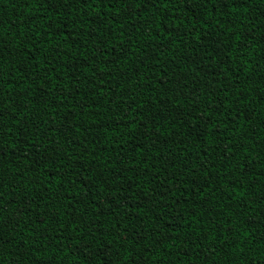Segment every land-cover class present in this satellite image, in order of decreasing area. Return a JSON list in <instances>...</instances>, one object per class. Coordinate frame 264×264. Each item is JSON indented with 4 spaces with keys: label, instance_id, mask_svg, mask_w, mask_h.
<instances>
[{
    "label": "trees",
    "instance_id": "16d2710c",
    "mask_svg": "<svg viewBox=\"0 0 264 264\" xmlns=\"http://www.w3.org/2000/svg\"><path fill=\"white\" fill-rule=\"evenodd\" d=\"M69 11L61 9L57 15L54 11L49 12L48 6L35 0L29 3L0 0V19L4 21L3 37L9 50L14 53L6 54L3 62L5 80L9 81L4 85L6 94L11 92L15 96L19 90L28 88L29 84L32 85L30 96L39 95L41 91L38 87L39 81L18 82L14 79L20 77L21 72L31 75L29 63L33 54L38 60L41 58L39 53H20L16 50L17 37L23 38V31L42 34L49 25L56 28L65 25L64 33L71 32L68 41L65 42L59 32L52 35L51 40V43L57 44L61 55L67 53L61 63L83 64L84 57L91 58L88 63L103 60L96 52L94 38L88 35L92 28L97 29L96 39L101 35L97 24L93 22L95 10H87L86 15H69ZM261 11H264V0L255 4L250 2L246 16L241 9L234 13V19H226L223 15L217 19L218 11L211 5L203 8L198 0H192L189 6L179 0L178 4L169 5L167 20L163 23L159 16L153 17L154 23H146L150 13L134 17L133 20L140 26L134 34L127 30L131 20H125L123 36L117 25L109 21L111 30L115 33L110 44H115L116 52H120L121 46L117 38L123 39L124 47L128 48L130 53L127 61L119 62V69H126L129 74L136 71L141 73L140 76L132 75L131 80L122 83L123 87L133 89L130 95L125 94L122 104L126 105L135 97L138 103H150L153 106V115H157L159 110L157 119H160L165 114L163 110L166 106L171 108L173 104H178L187 110L190 104L186 97L192 95L198 97L201 108L206 104L214 107L222 105L229 113L233 112L237 97H241L239 106L245 115L228 130H225V124L231 120V116H221L220 131L223 134L219 140L213 138L206 143H200L188 139L178 147L171 145L173 153H180V149L185 147L188 149L186 156L180 154L184 156V164H187L188 158L194 161V169L201 166V161H207L204 166L208 168L210 179L206 180L203 174H198L193 181L197 185H205L201 194L203 200L199 196L193 199L195 194L188 195L191 193L188 185L183 186L185 196L179 197V193L175 194L180 198L179 203H173L171 194L168 197L157 195L154 185L164 180L173 170L161 172L160 162L152 154L154 150L149 149L146 153L149 163L155 161L156 166L150 174H146L147 166L142 163L145 157L140 155L144 148L136 147L139 140H134V136L137 134H129L127 120L122 119L130 118L134 113L121 112L111 101L98 100L99 89L95 88L93 95L86 97L89 107L83 110V115L77 117L79 130L70 134L67 140L53 137L52 133H48L46 137L43 130L47 124L39 121L37 124L41 132L31 134L35 133L36 129L30 128V135L24 138L25 144L36 141L38 145L40 141L47 143L49 137L55 139L53 147L57 149L58 155L53 159L60 165L59 157H67V163L71 165L63 168L67 175L56 171L51 162L43 169L36 168L35 157L30 154L29 148L25 147L23 153L13 155L11 145L19 135L13 116L19 119L20 113L12 107V102L6 96L8 119L4 123L6 128H12V132L4 138L8 151L0 160V173H3L5 178L3 187L0 188L6 208L4 215H16L17 201L26 204L34 199L35 203L23 214L19 226L14 230L6 221L0 225L3 229L0 234H3L5 241H12L11 244L4 245L0 264H13L16 260H19L20 264H34L38 258L48 257L52 258L50 264H133L134 260L138 261V264H264V200L260 199L261 194H264V101L260 99L264 96V16L259 15ZM209 15L211 20L207 19ZM234 20L238 29L235 36L228 31ZM244 36H247V39H244ZM129 39H138L140 44L129 45ZM73 40H76V44L69 47ZM209 42L223 48V53H213L202 64L194 65L191 61L198 58L196 53L201 56L204 53L200 44L203 43L207 47ZM48 47L47 44L41 47L44 55H47ZM144 47L148 48L147 53L143 52ZM94 53L96 54L93 55ZM25 55L28 56V61H25ZM145 55L153 56L154 59L145 60L144 64L140 65V59ZM209 63L211 67L206 66ZM103 66L102 63L100 67ZM17 68H21V72H18ZM112 68L119 72L116 65H112ZM193 68L197 69L195 73H192ZM57 70L63 77L60 88L65 93L70 92L75 88L77 77L65 74L62 69ZM174 72L187 77V88L180 93L175 90ZM90 75V72H86L84 76L78 77L80 87L77 90L81 95L87 87L85 76ZM170 78L172 84L167 83ZM56 83L55 80L52 81L53 86ZM108 87L109 85H105L106 97L119 90L116 88L108 92ZM45 91L50 94V104L59 101L60 98L51 87ZM157 96L159 100L156 99ZM83 102L85 100L80 96L70 97L63 102V107L57 115H53L51 106L41 111L44 108L42 103L36 104L34 110L49 124L54 120V126L61 127L60 117L75 104ZM98 102L104 104V108L100 109L102 115L94 114L92 106ZM171 110L175 115L179 109ZM32 112L33 106L30 105L29 114ZM249 114L251 120L248 119ZM69 115L72 113L69 112ZM93 121L106 125L102 133H98V124H93ZM85 128L89 129L88 133L84 132ZM232 128L235 129V134ZM161 131L163 136H167L171 131L177 139L186 135L179 125L175 128L166 127L164 121H161ZM98 134L100 139L94 141L93 138ZM228 141H231L232 151L225 154L222 149L227 146ZM69 142H72L73 156L67 154ZM62 146L64 151H61ZM145 147H149L147 143ZM121 149L123 153L117 157V152ZM24 155H28L27 160L23 159ZM196 157H199V160ZM108 161H111V164H108ZM85 168H91L92 171L84 172ZM180 168L181 162L178 160V180L193 179L192 173L187 169L184 170L183 176H179ZM54 174L63 180L59 191L55 180L51 184L48 183V178ZM81 176L86 179H81ZM109 184L112 189H124L118 193L120 199H117L116 195L105 194ZM85 185L91 188V192H87ZM167 186L166 183L165 188ZM98 190L100 195H97ZM41 196L44 197L43 200L40 199ZM57 196L60 198L55 199ZM77 197L82 198L81 203H76ZM89 197H95L94 203ZM69 199L72 200L71 207L68 206ZM114 200L116 203H111ZM121 200L126 201L124 207L120 206ZM109 204L111 206H107ZM164 204H169L170 207L164 208ZM54 212L59 214L57 218L64 217L65 225L68 222V214L75 213L81 221V235L78 238L70 237V246L61 251L55 243V237L59 234L53 221L46 233L49 238L48 247L42 252L33 253L30 248L35 246V237L40 235L43 229L40 221L44 220L48 224L47 217H51ZM100 212H103V215H100ZM129 216L131 220L128 219ZM212 221H216L215 226ZM226 223L232 225L229 243L233 244V247L220 244ZM67 232H71V229H67ZM204 235L208 237L207 240L195 243ZM161 241L164 243L161 244ZM61 243L69 245V240H63ZM25 252L27 255L21 259Z\"/></svg>",
    "mask_w": 264,
    "mask_h": 264
},
{
    "label": "snow or ice",
    "instance_id": "6c2138e0",
    "mask_svg": "<svg viewBox=\"0 0 264 264\" xmlns=\"http://www.w3.org/2000/svg\"><path fill=\"white\" fill-rule=\"evenodd\" d=\"M16 2V0H13ZM22 3L33 2V0H20ZM35 2L40 3L41 5L48 6L49 12H55L57 15L60 14L61 9H68L69 15H73L75 13H81L86 15L87 10L93 9L95 10L96 16L94 23L97 24V28L101 35L98 39H96V28L90 29L88 35L92 36L94 47L96 52L99 53V56L103 58V60H95L93 63H88L87 61L91 59L90 57H84L85 63H76L72 62L69 64L68 62L61 63L63 61L64 55H67L65 52L61 55L60 50L57 47V44L51 43L52 35L56 32H59L64 41L67 42L71 37V32L64 33L65 25H60L59 28H56L54 25H49L47 29H45L44 33H33L28 31H23V38L17 37V45L16 50L20 53H25L31 51L32 53H39L41 58L38 60L37 56L33 54L31 56V61L29 63V71L31 75L25 74L21 72V68H17L18 72H21L20 77L14 78L17 79L18 82H23L24 80H32L33 82L39 81V89L41 90L39 95H29V91L32 88V85L29 84L28 88L19 90L18 94L13 96L11 92L5 93L4 85L9 82L5 80L4 70H3V62L5 59V55H13L14 53L9 50L8 44L4 40L3 37V25L4 21L0 19V160H2L8 149L5 146L4 138L9 136L12 132L11 127L5 126L4 121L8 119L6 115V105H5V97L12 102V107L16 109L20 113L19 119H16L13 116V122L16 127L19 135L16 137V141L12 143L13 155L16 156L24 152V148H29L30 154L35 157L34 164L36 168L43 169L45 165H48L51 162V165L56 169V171L61 172L62 175H67L66 172L63 171L65 166L71 167L67 163L66 156H60L59 159L61 161L60 165H57L54 156L58 155L57 149L53 147V144L56 143L55 139L51 137L48 138L47 143L40 141L39 145L36 141H32L30 144L24 143V138L30 135V128H35L36 132L31 134H39L41 129L37 124V121L40 123L47 124V127L43 130V134L47 137L48 133H52L53 137L68 139L69 135L72 134L75 130H79L80 126L76 122L77 117L83 115V110L89 107V104L86 101V97L93 95V89H99V94L97 99H105L106 101H111L113 105L120 109L121 112H133L134 115L130 118L122 117V119L127 120V125L129 126V134L136 133L134 136V140H139V143L136 145L137 148H144V151L140 153L141 156H144V160L142 163L146 165V174H150L153 167L156 166V162L153 161L149 163V157L146 153L149 149L154 150L152 153L156 160L160 162V171L168 172L169 169H172L173 172L165 177L164 180L159 181L158 184L154 185V191L157 192V195L160 197H168L171 194V198L173 203H179L180 198L186 195L183 191V186L188 185L191 189V193L188 195H193V199L195 196H199L201 200L204 199L203 193L205 185H197L193 181L195 176L198 174H203V177L207 180L210 179L208 175V168L204 165L207 161H201V166L198 169H194L192 164L194 161L191 158H188L187 164H184L183 159L184 156L187 155L188 149L182 148L180 149V153L184 154L182 156L180 153H173L171 145L179 146L184 144L186 140L192 139L194 141H199L200 143H206L207 140H212L215 138L219 140L221 135L223 134L220 131V120L221 116L228 117L231 116V120L225 124V130H228L230 126H235L236 121L240 119L241 116H244V110L239 106V100L241 97H237V103L233 108V112L229 113L223 106L214 107L210 104H206L203 108L200 107L199 99L196 95H192L190 97H186L189 100L190 107L185 110L184 107L173 104L171 108H178L179 110L173 115L171 108H164V115L157 119V115H159V110H157V115H153V106L149 104L138 103L136 98L133 97L131 101H129L126 105L122 104L125 94H131L133 89L125 88L122 86V83L125 81L131 80V76H140L141 73L139 71L133 72L129 74L126 69H119V62L127 61L129 56V49L124 47V40L119 39V44L121 46V51L116 52V45L110 44V41L115 36V33L111 30V24L117 25L118 30L121 33V36L124 35L125 31V20H131L132 23L128 27V32L135 33L137 29L140 27L133 20L134 17L143 16L144 13H150L149 19L146 23H154L155 20L153 17L159 16L161 17V23L167 20L166 13L168 12L169 5L178 4L179 0H35ZM258 3L259 0H198V3L203 8H208L209 5L213 9L218 11L217 19H219L220 15H223L226 19H234V13L243 9L245 16L247 15L249 4ZM185 5H191L192 0H183ZM103 6V8H101ZM110 13V15H109ZM259 15L264 16V11H261ZM28 19V18H26ZM208 20H211V16L207 17ZM238 19V18H235ZM109 21L111 24H109ZM75 22V21H74ZM107 25V27H104ZM15 27V25H12ZM228 31L232 35H236L238 29L235 27V20L232 25H229ZM52 34H49V33ZM106 33V35H105ZM172 33H169L171 36ZM187 35V34H186ZM182 41V37L180 38ZM207 37L205 36V40ZM244 39H247V36H244ZM237 40L240 41V37L237 36ZM242 42V41H241ZM195 43V41L193 42ZM47 44L49 47L46 50L47 55L41 52V47ZM76 44V40L72 41V44L69 47H72ZM129 45H139V40L133 41L129 39ZM38 45H40L38 47ZM201 48H204V53L201 56L199 53H196V59H193L191 62L194 65H200L204 61L208 60L209 57L215 53L216 55H221L223 53V48L216 46L215 43L209 42L207 47L205 44H200ZM105 49H107L105 51ZM171 51V49H165ZM143 52L147 53L148 48L144 47ZM94 53L93 55H95ZM114 54V55H111ZM25 61H28V56L25 55ZM154 59L153 56H143L140 59V65H143L145 60L151 61ZM106 61V63H105ZM104 64L103 67H100L101 64ZM112 65H116L119 72L112 68ZM207 67H211L210 63L206 65ZM57 69H62L63 72L69 76L77 77L75 80V88H73L70 92L65 93L64 90L60 88V84L62 83L63 77L61 76L60 71ZM83 70V71H82ZM197 71L196 68L192 69V73ZM86 72H90V76H85V81L87 83V87L83 95L78 92V88L80 87V80L78 77L84 76ZM54 74V75H53ZM212 75H216L215 73H211ZM117 75H119V80H117ZM173 77L175 78V90L177 93L182 92L185 88H187V77L180 76L173 73ZM94 78V79H93ZM110 78V79H109ZM55 80L57 83L53 86L52 81ZM168 84H172V79L170 78L167 81ZM105 85H109L107 91L112 92L113 89L118 88L119 90L111 96H105ZM51 87L52 91L56 92L57 96L60 98L59 101L55 104H50V94L45 91L46 88ZM138 90V89H137ZM233 95H236L233 93ZM73 96H80L82 100H85L83 103L75 104L72 108L68 109L67 112L64 113L62 117H60L61 127H55V121L51 124L48 123L47 120L43 119L40 113L35 112L36 104H43L44 108L41 111L46 110L47 107L51 106L53 108V115H57L59 110L63 107V102L70 99ZM159 100V96L156 97ZM179 99V96H177ZM243 99H247V97H243ZM260 99L264 101V96H261ZM33 106V112L29 114V106ZM95 110L94 114L102 115L100 109L104 108L103 103H97L92 106ZM69 112L72 115H69ZM119 114V113H117ZM248 119L251 120V115L249 114ZM161 121L166 122V127L170 126L175 128L179 125L180 129H183V132L186 135H182L180 139H177L173 136V133L169 131L167 136L162 135L161 131ZM93 124H98V133H102L105 124L103 122L93 121ZM233 134H235V129L232 128ZM85 133L89 132L88 128L84 129ZM100 139V135L98 134L93 138L94 141H98ZM241 139H243V135L241 134ZM74 142V141H73ZM71 143L67 145V154L68 156H73L71 152ZM83 143V140H81ZM145 143L149 147H145ZM119 147V145L117 144ZM51 149V151H50ZM61 151H64V147H61ZM232 151L231 141L227 142V146L222 149V152L227 154ZM123 149L117 152V157L122 155ZM23 159L27 160L28 155H24ZM199 160V157H196ZM210 159V157H209ZM181 162V168L179 170L178 175L183 176L184 170L187 169L192 173L193 179H177V161ZM111 164V161L107 162ZM133 167H136L133 165ZM214 167V165H213ZM127 170V169H126ZM137 171H140L138 167H136ZM19 171V169H17ZM92 171L91 168H85L84 172ZM3 173H0V188L3 187L4 181ZM81 179H86V177L81 176ZM219 179V177H217ZM56 181L57 191H59V185L63 183L62 179H58L55 174L48 178V183L51 184L52 181ZM167 183V188H165V184ZM234 183V182H233ZM175 185V186H174ZM15 186V185H13ZM87 192H91V188L85 185ZM124 189H112L109 184V189L106 190V195H116L117 199H120L118 193L122 192ZM179 193V197H176L175 194ZM97 195H100L99 190L97 191ZM55 199H59L60 197H54ZM230 198V197H229ZM41 200L44 199L43 196L40 197ZM89 199L94 203L95 197H89ZM261 200H264V194L260 196ZM82 198L77 197L76 203H81ZM17 203V209L15 216H5L6 208L3 204V195L0 193V225H3L6 221L7 224L13 226V230L15 227L19 226V220L23 216V214L32 208L35 200H29L26 204H21L19 201ZM111 203H116V201H112ZM126 201L121 200L120 206L124 207ZM68 206H72V200H68ZM107 206H111L110 204ZM164 208L170 207L169 204H164ZM58 213L54 212L51 217H47L49 223L46 224L44 220H41L40 223L43 225L42 233L35 237V246L30 248V251L33 253L42 252L44 248L48 247L49 238L46 235L48 232L49 226L53 221H55V230L59 234L55 237V243L60 247L61 251L64 247L70 246L71 238H78L81 235V221L76 217L75 213H69L67 216V225L63 223V216L58 217ZM100 215H103V212H100ZM131 220V217H128ZM175 219V217H173ZM143 221H141L142 223ZM215 226L216 221H212ZM191 224H189V228ZM67 229H71V232H67ZM232 225L230 223H226L224 226V235L220 239V244H228L229 247H233V244L229 243V234L231 233ZM3 229L0 228V233H2ZM67 233V234H65ZM139 235V233H137ZM145 237H141L144 239ZM208 237L206 235L200 237L195 243H199L201 240H207ZM215 240L216 237L214 236ZM63 240H69V245H63L61 242ZM11 239L5 241L3 234H0V260L3 258L4 245L11 244ZM19 242H17L18 244ZM164 242L161 241V244ZM195 243L193 246H195ZM75 252H73V255ZM99 254V253H95ZM24 255H27V252L23 253L21 259ZM51 257L48 258H38L34 264H50ZM13 264H20L19 260L13 262ZM133 264H138V261L134 260Z\"/></svg>",
    "mask_w": 264,
    "mask_h": 264
}]
</instances>
